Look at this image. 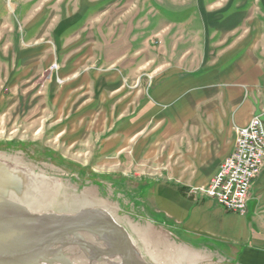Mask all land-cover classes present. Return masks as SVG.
<instances>
[{"label":"crops","instance_id":"obj_1","mask_svg":"<svg viewBox=\"0 0 264 264\" xmlns=\"http://www.w3.org/2000/svg\"><path fill=\"white\" fill-rule=\"evenodd\" d=\"M105 2L86 1L84 11L61 17L49 31L54 40L53 59L65 74L77 75V66L91 59L89 48L98 47L100 55L99 66L92 64L85 69L89 72L82 74L90 79L87 85L92 86L93 95L56 125L59 133L75 125L76 141L84 140L79 135L103 133V164L115 159L122 163V152L130 149L135 166L155 160L159 165L161 141L172 142L167 158H172L173 166L167 175L175 181L208 183L233 150L235 128L247 125L255 116L264 122V0H230L229 7L218 13L204 12L200 6L204 2H167L174 13L181 6L194 10L197 4L205 37L216 36L214 48L205 47V58L196 68L167 64L166 69L158 66L151 73L141 74L131 92L123 89L122 79L112 71L121 60L122 47L112 46L110 41L111 24L105 13L111 3L105 8ZM102 3L103 21L98 25L99 19L89 11ZM43 23L39 19L27 28V34L36 28L38 33L18 52L24 64L40 59L47 65L51 49L46 43L31 45L46 33ZM179 135L181 170L174 167L179 157L174 149ZM153 192L158 207L184 241L198 245L210 241L237 264H264V161L244 216L226 212L210 199L196 198L176 185L161 183Z\"/></svg>","mask_w":264,"mask_h":264},{"label":"rangeland","instance_id":"obj_2","mask_svg":"<svg viewBox=\"0 0 264 264\" xmlns=\"http://www.w3.org/2000/svg\"><path fill=\"white\" fill-rule=\"evenodd\" d=\"M86 1H106L105 8L111 3L105 13L111 24L110 41L112 46L122 47L121 60L113 65L112 71L122 79L123 89L131 92L141 74L151 73L158 66L166 69L167 64L196 68L205 58V47L214 48L216 36L205 37L197 4L194 10L191 8L193 11L189 6H176L179 12L174 13L167 2L178 5L186 1L204 2L200 5L204 12L218 13L227 9L230 0H0V154L17 158L34 166L39 173L57 179L62 183L58 200L64 197L77 200L84 193H91L98 201L113 207L119 216L128 218L139 232L197 249L194 251L202 257L198 264H237L210 241L200 245L184 241L179 229L158 207L153 191L161 183L183 187L188 194L202 199L195 191L205 184L175 181L172 175H167L173 166L172 158H167V147H173L172 142L160 140L159 165L155 160L135 166L130 160V149L122 152L125 157L122 163L115 159L103 164L100 147L103 133L79 135L84 140L77 141L73 132L78 125L59 133L56 125H61L67 113L82 107L86 97L93 95L92 86L87 85L90 79H84L82 74L88 73L85 69L92 64L99 66L100 55L98 47L89 48L91 59L77 66V75L65 74L53 59L54 40L49 31L61 17L69 18L84 11ZM102 9L103 3L89 11L99 19L98 25H102ZM39 19L44 21L46 33L31 45L46 43L51 49L47 65L40 59L24 64L18 52L30 45L27 40L38 33L36 28L27 34V28ZM167 24L170 25L166 27ZM175 142V155L179 156L182 135ZM181 161L180 156L176 157L177 170H181Z\"/></svg>","mask_w":264,"mask_h":264},{"label":"water","instance_id":"obj_3","mask_svg":"<svg viewBox=\"0 0 264 264\" xmlns=\"http://www.w3.org/2000/svg\"><path fill=\"white\" fill-rule=\"evenodd\" d=\"M61 187L0 158V264H151L107 209L73 208L80 198L68 199L71 210L53 206Z\"/></svg>","mask_w":264,"mask_h":264},{"label":"built area","instance_id":"obj_4","mask_svg":"<svg viewBox=\"0 0 264 264\" xmlns=\"http://www.w3.org/2000/svg\"><path fill=\"white\" fill-rule=\"evenodd\" d=\"M259 156H264V122L261 116H255L247 125L236 127L232 152L195 194L210 199L226 212L246 215L253 183L263 167Z\"/></svg>","mask_w":264,"mask_h":264},{"label":"bare ground","instance_id":"obj_5","mask_svg":"<svg viewBox=\"0 0 264 264\" xmlns=\"http://www.w3.org/2000/svg\"><path fill=\"white\" fill-rule=\"evenodd\" d=\"M0 158L6 159L18 165L26 166L34 171L36 168L32 165L26 164L17 158L8 157L6 155H1ZM264 156H259V164H263ZM68 200L65 199L60 202L54 203L53 206L58 207L59 209H72L78 205V208L82 207H103L112 213L113 217L125 227L130 233L133 241L140 249L144 258L151 264H198L202 259L200 253L194 251L197 249H191L183 247L175 242H171L166 238H160L152 233H142L140 230L128 219L121 217L118 214L112 212L108 209V204L102 201H98L91 193H84L79 201H75L77 204L67 205ZM75 205V206H74Z\"/></svg>","mask_w":264,"mask_h":264}]
</instances>
